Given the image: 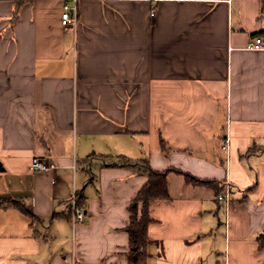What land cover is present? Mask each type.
I'll use <instances>...</instances> for the list:
<instances>
[{"label":"crops","instance_id":"crops-1","mask_svg":"<svg viewBox=\"0 0 264 264\" xmlns=\"http://www.w3.org/2000/svg\"><path fill=\"white\" fill-rule=\"evenodd\" d=\"M256 35L264 0H0V264H132L129 205L148 176L121 156L175 169L145 264H264Z\"/></svg>","mask_w":264,"mask_h":264},{"label":"trees","instance_id":"trees-1","mask_svg":"<svg viewBox=\"0 0 264 264\" xmlns=\"http://www.w3.org/2000/svg\"><path fill=\"white\" fill-rule=\"evenodd\" d=\"M120 160L123 165L132 167L148 176V180L129 205L130 218L127 225L129 233L128 260L132 264H145L149 257V227L154 221L150 213V205L153 201L168 198L170 196L168 174L172 170L175 171V169L163 171L155 170L150 166L147 159L132 160L125 156H121ZM178 172L183 173V171ZM186 178L189 182H201V179L190 174H186ZM2 203H6L7 206L18 207L25 213L32 215L31 212L17 200H3ZM259 243L260 245H264V233L259 235Z\"/></svg>","mask_w":264,"mask_h":264},{"label":"built area","instance_id":"built-area-1","mask_svg":"<svg viewBox=\"0 0 264 264\" xmlns=\"http://www.w3.org/2000/svg\"><path fill=\"white\" fill-rule=\"evenodd\" d=\"M156 11L153 9L151 16H155ZM62 23L65 26H76L78 21V10L77 6H70L69 4L64 5V9L61 15ZM246 48L249 50H264V35L254 36L246 45ZM230 145V137L226 136L222 148L228 150ZM32 167L36 170L41 171H50L57 168V165L54 162L42 159L41 157L35 156L32 159ZM218 199L224 200L226 205L230 203V187L227 186L224 192L218 194ZM70 206L72 210V221L77 223L83 221L85 217V208L78 201V196L76 193L72 196L70 200ZM226 261H218L217 264H228L227 257Z\"/></svg>","mask_w":264,"mask_h":264},{"label":"water","instance_id":"water-1","mask_svg":"<svg viewBox=\"0 0 264 264\" xmlns=\"http://www.w3.org/2000/svg\"><path fill=\"white\" fill-rule=\"evenodd\" d=\"M0 168H2V167H1V162H0Z\"/></svg>","mask_w":264,"mask_h":264}]
</instances>
